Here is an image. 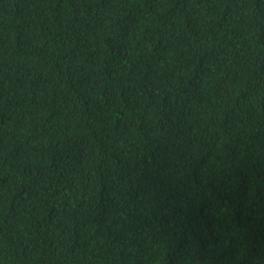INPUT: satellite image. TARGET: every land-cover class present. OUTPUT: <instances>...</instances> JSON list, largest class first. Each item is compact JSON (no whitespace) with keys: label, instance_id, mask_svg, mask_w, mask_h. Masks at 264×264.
Instances as JSON below:
<instances>
[{"label":"trees","instance_id":"16d2710c","mask_svg":"<svg viewBox=\"0 0 264 264\" xmlns=\"http://www.w3.org/2000/svg\"><path fill=\"white\" fill-rule=\"evenodd\" d=\"M0 264H264V0H0Z\"/></svg>","mask_w":264,"mask_h":264}]
</instances>
